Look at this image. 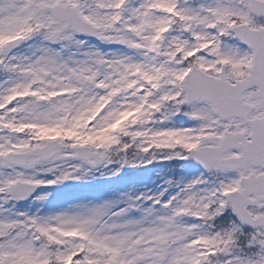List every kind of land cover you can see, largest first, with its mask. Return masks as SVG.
I'll return each instance as SVG.
<instances>
[{
    "label": "snow or ice",
    "instance_id": "snow-or-ice-1",
    "mask_svg": "<svg viewBox=\"0 0 264 264\" xmlns=\"http://www.w3.org/2000/svg\"><path fill=\"white\" fill-rule=\"evenodd\" d=\"M0 264H264V0H0Z\"/></svg>",
    "mask_w": 264,
    "mask_h": 264
},
{
    "label": "rangeland",
    "instance_id": "rangeland-1",
    "mask_svg": "<svg viewBox=\"0 0 264 264\" xmlns=\"http://www.w3.org/2000/svg\"><path fill=\"white\" fill-rule=\"evenodd\" d=\"M148 175H149L148 173L143 171L137 172V171L129 170L123 175L122 178L118 180H113L111 182H107V181L94 182L93 189L95 191H101L107 189L110 185L115 186L117 184H124L128 181H136V182L145 181L147 180Z\"/></svg>",
    "mask_w": 264,
    "mask_h": 264
}]
</instances>
